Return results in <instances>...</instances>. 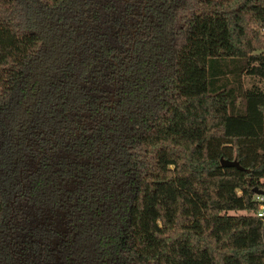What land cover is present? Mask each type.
<instances>
[{"label":"trees","instance_id":"16d2710c","mask_svg":"<svg viewBox=\"0 0 264 264\" xmlns=\"http://www.w3.org/2000/svg\"><path fill=\"white\" fill-rule=\"evenodd\" d=\"M256 188L264 0H0V264H264Z\"/></svg>","mask_w":264,"mask_h":264},{"label":"water","instance_id":"95a60500","mask_svg":"<svg viewBox=\"0 0 264 264\" xmlns=\"http://www.w3.org/2000/svg\"><path fill=\"white\" fill-rule=\"evenodd\" d=\"M221 162H222L223 166H230V167L231 166H236L237 168L242 169V167L240 166L239 162H237V161H229V160H226V159H222ZM255 192L258 195H263L264 196V192L261 191V190H258L257 188L255 189Z\"/></svg>","mask_w":264,"mask_h":264},{"label":"built area","instance_id":"2783aa9c","mask_svg":"<svg viewBox=\"0 0 264 264\" xmlns=\"http://www.w3.org/2000/svg\"><path fill=\"white\" fill-rule=\"evenodd\" d=\"M259 202H260V205H259V209L257 211V215L264 219V196L263 195H260L259 196Z\"/></svg>","mask_w":264,"mask_h":264},{"label":"rangeland","instance_id":"374dc122","mask_svg":"<svg viewBox=\"0 0 264 264\" xmlns=\"http://www.w3.org/2000/svg\"><path fill=\"white\" fill-rule=\"evenodd\" d=\"M251 83H247V85H250ZM259 196L260 195H256V199L259 201ZM231 214H243L245 212L243 211H239V212H236V211H230Z\"/></svg>","mask_w":264,"mask_h":264}]
</instances>
